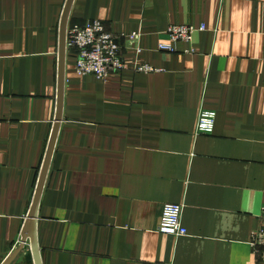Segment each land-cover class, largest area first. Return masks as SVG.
Instances as JSON below:
<instances>
[{
  "label": "crops",
  "instance_id": "1",
  "mask_svg": "<svg viewBox=\"0 0 264 264\" xmlns=\"http://www.w3.org/2000/svg\"><path fill=\"white\" fill-rule=\"evenodd\" d=\"M65 1L0 0V264L54 125ZM88 20L118 38L125 69L79 75L66 54L41 263L264 264L250 246L264 209V0H73L68 26ZM173 24L205 28L160 51ZM201 109L216 113L209 134L196 133ZM166 203L182 205L185 235L156 230ZM10 264H34L28 243Z\"/></svg>",
  "mask_w": 264,
  "mask_h": 264
},
{
  "label": "built area",
  "instance_id": "2",
  "mask_svg": "<svg viewBox=\"0 0 264 264\" xmlns=\"http://www.w3.org/2000/svg\"><path fill=\"white\" fill-rule=\"evenodd\" d=\"M204 25L173 24L165 34L167 41L160 42L158 49L165 52H174L178 42H191L193 33L202 31ZM137 37L132 33L129 38ZM140 51V49H137ZM66 53L75 57L74 68L79 75H93L103 79L114 71L125 69L122 57V47L112 33L106 30L100 20H88L83 25L73 24L66 30ZM139 72H152L156 69L147 64L136 67ZM216 113L213 110L201 109L196 122V133L209 134L215 125ZM182 205L166 203L163 205L156 230L161 233L182 236L187 233L181 221ZM260 225L250 235V246L253 253L264 259V209L259 215Z\"/></svg>",
  "mask_w": 264,
  "mask_h": 264
},
{
  "label": "water",
  "instance_id": "3",
  "mask_svg": "<svg viewBox=\"0 0 264 264\" xmlns=\"http://www.w3.org/2000/svg\"><path fill=\"white\" fill-rule=\"evenodd\" d=\"M73 0H66L63 11L60 18L59 32H58V54H57V100H56V113L54 119V125L52 133L49 139V143L45 152L41 170L39 173L37 185L35 188L32 203L29 207L28 213L25 217L21 232L20 243L16 250L3 264H10V262L16 257L18 252L24 247V244L28 243L29 250L34 264H42L40 249L37 241V218L39 204L41 200V194L45 184V179L49 170V165L53 150L56 143L57 134L59 131L60 122L62 119L63 110V96H64V83H65V64H66V30L68 25L69 13Z\"/></svg>",
  "mask_w": 264,
  "mask_h": 264
}]
</instances>
